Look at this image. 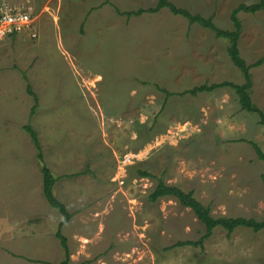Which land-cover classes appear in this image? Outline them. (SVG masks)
I'll list each match as a JSON object with an SVG mask.
<instances>
[{
  "label": "rangeland",
  "instance_id": "374dc122",
  "mask_svg": "<svg viewBox=\"0 0 264 264\" xmlns=\"http://www.w3.org/2000/svg\"><path fill=\"white\" fill-rule=\"evenodd\" d=\"M157 1L0 0L30 8L37 29L36 38L0 40V264L64 260L55 236L62 217L43 196L42 166L71 217L61 227L69 264H264L263 232L245 227L229 237L216 227L202 249H167L204 227L174 198L148 201L159 180L192 192L215 218L264 219V162L249 143L264 152V128L228 87L177 95L243 78L228 41L208 28L167 9L129 19L115 11ZM170 1L232 30L231 11L258 0ZM238 17L241 57L261 60L250 94L264 112V9Z\"/></svg>",
  "mask_w": 264,
  "mask_h": 264
},
{
  "label": "trees",
  "instance_id": "16d2710c",
  "mask_svg": "<svg viewBox=\"0 0 264 264\" xmlns=\"http://www.w3.org/2000/svg\"><path fill=\"white\" fill-rule=\"evenodd\" d=\"M105 3H107V1ZM162 9H167L172 15L180 16L186 19L189 25L197 24L202 28H208V30L212 31L217 38L227 40L229 43L227 47V56L229 57L231 63L240 71L243 78V82L241 84H236L229 81L213 83L210 85L202 84L188 91L177 93V95L190 94L191 96H195L199 93L212 92L216 89L228 87L232 89L235 93L240 108L247 113L256 114L259 120V124L264 128V112L260 110L257 105L252 101L250 94V90L252 87V75L250 73V69L253 65H259L261 63V60L257 61L253 65H248L246 61L241 57L238 47L240 35L242 32V23L238 17V14L240 12L255 14L263 10L264 0H258L257 2L252 4H240L238 7L233 9L230 14V21L233 28L232 30L219 29L213 24V17L205 18L199 14H192L187 9L177 7L170 0H158L154 7L148 9H137L135 11L120 12L118 9L115 8V11L117 14L125 16L127 19H129L131 17H137L146 13L156 14ZM27 89L28 93L34 99L33 108H35L36 105H38L37 97L31 90L30 86H27ZM161 91L164 92L166 99L172 97L173 95H176L162 89ZM32 112H34V109L32 110ZM23 130L29 135L31 142L33 143L35 149L38 152V159L42 161V149L36 131L29 124L25 125L23 127ZM249 143L252 146L257 158L260 161L264 162V152L260 149L257 144L253 142ZM41 173L43 196L47 204L51 208L55 209L62 217V220L58 225V229L55 236L59 240V244L63 250L64 260L58 264H69L70 255L68 251L67 241L66 238L61 234V227L65 225L71 217L65 205L61 203L53 193V188L55 186L56 179L52 175L51 171L48 169V167L42 166ZM140 175L141 177L154 178L153 175L146 172H141ZM260 178L264 188V173L260 176ZM163 198H174L182 207L190 209L197 218V220L204 227L202 235L197 240L184 242L178 241L167 249L183 246H191L202 249L204 242L211 237L212 232L216 227H220L225 230L226 235L228 237L238 227H245L252 230L253 232L262 231L264 234V219L258 221L253 218H232L224 216L215 218L211 215L210 208L208 206H204L202 203L196 200L192 192H184L176 186L166 185L164 182L159 180L155 189L149 194L148 201L150 203H156L158 200Z\"/></svg>",
  "mask_w": 264,
  "mask_h": 264
},
{
  "label": "built area",
  "instance_id": "2783aa9c",
  "mask_svg": "<svg viewBox=\"0 0 264 264\" xmlns=\"http://www.w3.org/2000/svg\"><path fill=\"white\" fill-rule=\"evenodd\" d=\"M28 33L31 38L37 37L35 16L30 8H0V40L19 34Z\"/></svg>",
  "mask_w": 264,
  "mask_h": 264
}]
</instances>
